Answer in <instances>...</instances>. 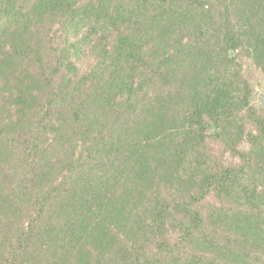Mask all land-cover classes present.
Listing matches in <instances>:
<instances>
[{
  "label": "trees",
  "instance_id": "16d2710c",
  "mask_svg": "<svg viewBox=\"0 0 264 264\" xmlns=\"http://www.w3.org/2000/svg\"><path fill=\"white\" fill-rule=\"evenodd\" d=\"M245 60L264 0H0V264H264Z\"/></svg>",
  "mask_w": 264,
  "mask_h": 264
},
{
  "label": "rangeland",
  "instance_id": "374dc122",
  "mask_svg": "<svg viewBox=\"0 0 264 264\" xmlns=\"http://www.w3.org/2000/svg\"><path fill=\"white\" fill-rule=\"evenodd\" d=\"M244 74L250 81L253 88V98L252 103L257 108H261L264 106V77L261 73H259L253 63L250 60H245L244 63ZM210 145L213 150V153L222 159H224L227 163H236L238 162L237 157H233L231 154L226 153L223 146L215 141L210 140ZM242 150H247L248 146L244 145L241 147ZM213 198H209L210 202H213Z\"/></svg>",
  "mask_w": 264,
  "mask_h": 264
}]
</instances>
